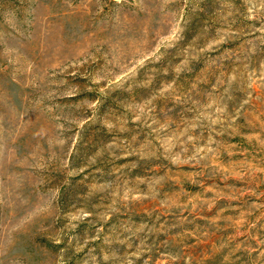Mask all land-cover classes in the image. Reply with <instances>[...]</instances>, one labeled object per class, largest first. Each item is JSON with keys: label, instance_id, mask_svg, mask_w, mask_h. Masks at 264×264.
Segmentation results:
<instances>
[{"label": "rangeland", "instance_id": "1", "mask_svg": "<svg viewBox=\"0 0 264 264\" xmlns=\"http://www.w3.org/2000/svg\"><path fill=\"white\" fill-rule=\"evenodd\" d=\"M0 264H264V0H0Z\"/></svg>", "mask_w": 264, "mask_h": 264}]
</instances>
